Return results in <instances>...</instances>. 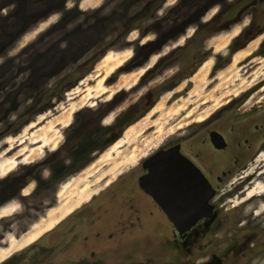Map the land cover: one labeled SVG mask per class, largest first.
I'll return each mask as SVG.
<instances>
[{"label":"rangeland","instance_id":"374dc122","mask_svg":"<svg viewBox=\"0 0 264 264\" xmlns=\"http://www.w3.org/2000/svg\"><path fill=\"white\" fill-rule=\"evenodd\" d=\"M208 117L227 136L264 121V0H0V261L75 212L92 222L118 178ZM258 143L231 157L196 263L159 244L148 258L264 264Z\"/></svg>","mask_w":264,"mask_h":264},{"label":"flooded vegetation","instance_id":"af4514ba","mask_svg":"<svg viewBox=\"0 0 264 264\" xmlns=\"http://www.w3.org/2000/svg\"><path fill=\"white\" fill-rule=\"evenodd\" d=\"M218 119L217 117L209 120L208 117L205 122L194 124L190 131L185 134L179 133L180 136L175 140L147 156L136 170L118 178L115 189L106 193L108 197L106 194L99 197L106 203L107 210L98 214L89 224L79 225L78 212H75L62 220L59 226L48 230L47 235L19 249L20 251H15L0 263L159 264L161 259L157 260L153 253L154 260H151L145 249L148 246L158 247V244L162 245V248L167 247L168 253L173 255L176 253L179 255L185 250L192 255L193 263H196L195 260L202 255L199 251L203 248L195 247L198 236L202 234L209 236L213 231L214 224L209 227V206L214 207L217 203L213 202V198H208L209 185L217 191L234 172L228 167L231 157L233 165H237V168L242 167L244 159L253 155L256 146L260 144L258 142L264 137V133L261 134L264 121L249 126L234 124L230 129V135L227 136L221 129L209 128V124ZM213 131L219 132L225 142H214ZM173 147H178L175 150L191 161L201 173H195L197 185H200L198 190L193 193L189 191L191 188L180 191L187 203H193L194 198L191 197L193 195L197 201L204 204L201 208L202 215L191 226L174 224L159 200L143 188L140 182L141 177L150 173L149 159ZM177 177L185 186L194 185L189 180L191 175L188 173H178ZM111 192L113 193L110 194ZM189 193L192 195H187ZM184 210L193 211L195 208L187 205ZM61 228L63 235L58 239L56 235L60 236ZM139 254L145 261L137 259L136 255ZM207 263L209 264V261Z\"/></svg>","mask_w":264,"mask_h":264},{"label":"water","instance_id":"95a60500","mask_svg":"<svg viewBox=\"0 0 264 264\" xmlns=\"http://www.w3.org/2000/svg\"><path fill=\"white\" fill-rule=\"evenodd\" d=\"M213 141L225 142L224 137L217 131L212 132ZM178 147H173L172 149L162 153H157L154 157L149 159L150 163V173L145 177L140 178L141 186L150 193H152L160 202L162 207L166 210L168 215H170L172 221L176 225H186L191 226L196 223L198 217L202 215L201 208L204 204L197 201L196 197H193L191 193L187 195H192L194 198L193 203L190 204L186 202L185 196L180 194V191L189 189L192 193L198 190L200 185H197V180L195 173L201 174L199 169L183 155L176 151ZM181 158V160H179ZM191 175L189 179L194 185L185 186L180 183L177 174ZM215 189L209 185V196L210 199L215 193ZM187 205H191L195 208L193 211H186L184 208ZM212 206H209V214Z\"/></svg>","mask_w":264,"mask_h":264},{"label":"bare ground","instance_id":"6f19581e","mask_svg":"<svg viewBox=\"0 0 264 264\" xmlns=\"http://www.w3.org/2000/svg\"><path fill=\"white\" fill-rule=\"evenodd\" d=\"M56 123H57L56 120L47 123V125L42 128V130L40 131V133L37 134V135H34V137H32V138L36 139V141L37 140L38 141L39 140H44L45 137L54 130ZM12 162L13 161H10L8 164H3L4 165L3 166L4 170H2V171H6V170L11 169L13 167Z\"/></svg>","mask_w":264,"mask_h":264},{"label":"trees","instance_id":"16d2710c","mask_svg":"<svg viewBox=\"0 0 264 264\" xmlns=\"http://www.w3.org/2000/svg\"><path fill=\"white\" fill-rule=\"evenodd\" d=\"M123 118H120L119 121L116 124H113L111 130L115 131L114 134L112 135L113 138L117 139L118 135L116 133H118L119 131L121 132L122 129L124 128L123 126L120 127L121 123H122ZM106 138H102L101 139V143L102 141H105ZM91 150H88L86 152H84L85 154L80 156L79 159H85L86 157H88L89 153ZM88 152V153H87ZM87 153V154H86Z\"/></svg>","mask_w":264,"mask_h":264},{"label":"snow or ice","instance_id":"6c2138e0","mask_svg":"<svg viewBox=\"0 0 264 264\" xmlns=\"http://www.w3.org/2000/svg\"><path fill=\"white\" fill-rule=\"evenodd\" d=\"M6 11V10H5Z\"/></svg>","mask_w":264,"mask_h":264}]
</instances>
